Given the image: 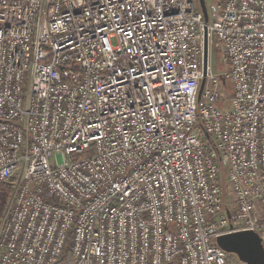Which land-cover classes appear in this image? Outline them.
<instances>
[{
  "label": "built area",
  "instance_id": "2783aa9c",
  "mask_svg": "<svg viewBox=\"0 0 264 264\" xmlns=\"http://www.w3.org/2000/svg\"><path fill=\"white\" fill-rule=\"evenodd\" d=\"M206 10L0 0V264H228L216 239L243 230L264 246V0Z\"/></svg>",
  "mask_w": 264,
  "mask_h": 264
},
{
  "label": "water",
  "instance_id": "95a60500",
  "mask_svg": "<svg viewBox=\"0 0 264 264\" xmlns=\"http://www.w3.org/2000/svg\"><path fill=\"white\" fill-rule=\"evenodd\" d=\"M204 21L208 15L204 0H199ZM207 39L204 34V54L206 59ZM205 68V61H204ZM204 81L201 84L203 87ZM217 245L228 254H234L243 264H264V246L259 234L252 230H243L221 234L216 239Z\"/></svg>",
  "mask_w": 264,
  "mask_h": 264
},
{
  "label": "rangeland",
  "instance_id": "374dc122",
  "mask_svg": "<svg viewBox=\"0 0 264 264\" xmlns=\"http://www.w3.org/2000/svg\"><path fill=\"white\" fill-rule=\"evenodd\" d=\"M204 1H205L206 7H208L209 4L213 2L214 0H204ZM214 41L216 42L217 40L215 39ZM216 47H217L216 45H214L213 47V63L216 69L219 68L223 70L225 69V65L222 63L221 55L219 53V50ZM227 261H228V264H243L242 262L238 260V258L234 254L227 253Z\"/></svg>",
  "mask_w": 264,
  "mask_h": 264
},
{
  "label": "trees",
  "instance_id": "16d2710c",
  "mask_svg": "<svg viewBox=\"0 0 264 264\" xmlns=\"http://www.w3.org/2000/svg\"><path fill=\"white\" fill-rule=\"evenodd\" d=\"M218 70H221L217 68ZM227 89H228V94H231V86L229 83H226ZM9 193H10V186L8 184H3L1 186V193H0V219L4 215V211L8 202L9 198Z\"/></svg>",
  "mask_w": 264,
  "mask_h": 264
}]
</instances>
